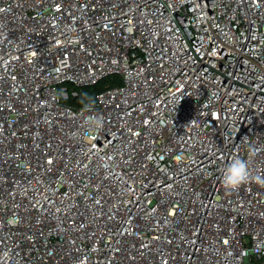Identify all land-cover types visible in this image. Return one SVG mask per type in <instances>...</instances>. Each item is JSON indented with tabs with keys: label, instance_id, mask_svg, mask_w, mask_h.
Here are the masks:
<instances>
[{
	"label": "built area",
	"instance_id": "obj_1",
	"mask_svg": "<svg viewBox=\"0 0 264 264\" xmlns=\"http://www.w3.org/2000/svg\"><path fill=\"white\" fill-rule=\"evenodd\" d=\"M236 156L264 175V0H0V264H264Z\"/></svg>",
	"mask_w": 264,
	"mask_h": 264
},
{
	"label": "clouds",
	"instance_id": "obj_2",
	"mask_svg": "<svg viewBox=\"0 0 264 264\" xmlns=\"http://www.w3.org/2000/svg\"><path fill=\"white\" fill-rule=\"evenodd\" d=\"M85 110H89V106H85ZM104 126L102 117H90L86 121V129L88 133L99 131ZM255 182L261 187H264V175L254 174L250 169L247 160L236 156L233 157L223 169L222 183L225 191L234 192L239 190L242 185Z\"/></svg>",
	"mask_w": 264,
	"mask_h": 264
},
{
	"label": "trees",
	"instance_id": "obj_3",
	"mask_svg": "<svg viewBox=\"0 0 264 264\" xmlns=\"http://www.w3.org/2000/svg\"><path fill=\"white\" fill-rule=\"evenodd\" d=\"M102 90V85L86 88L83 92V98L86 100H91L96 92Z\"/></svg>",
	"mask_w": 264,
	"mask_h": 264
}]
</instances>
